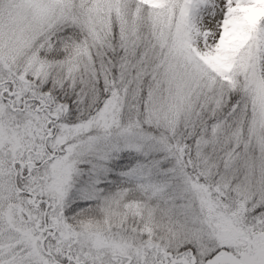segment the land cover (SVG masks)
<instances>
[{"label":"snow or ice","instance_id":"6c2138e0","mask_svg":"<svg viewBox=\"0 0 264 264\" xmlns=\"http://www.w3.org/2000/svg\"><path fill=\"white\" fill-rule=\"evenodd\" d=\"M0 264H264V0H0Z\"/></svg>","mask_w":264,"mask_h":264}]
</instances>
